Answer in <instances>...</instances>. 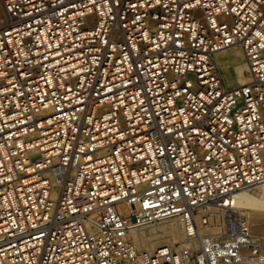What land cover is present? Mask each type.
I'll return each mask as SVG.
<instances>
[{"label":"built area","instance_id":"1","mask_svg":"<svg viewBox=\"0 0 264 264\" xmlns=\"http://www.w3.org/2000/svg\"><path fill=\"white\" fill-rule=\"evenodd\" d=\"M0 1V264H264V0Z\"/></svg>","mask_w":264,"mask_h":264},{"label":"bare ground","instance_id":"2","mask_svg":"<svg viewBox=\"0 0 264 264\" xmlns=\"http://www.w3.org/2000/svg\"><path fill=\"white\" fill-rule=\"evenodd\" d=\"M5 21L6 14L3 11V21L0 23V27L6 23ZM218 63L225 80L226 74H224V72L235 74V80L238 84L245 83L248 80L247 65L239 47L231 46L219 51ZM226 82L228 84H232V82L227 80ZM231 208L234 209L237 214H242L244 212L247 217L248 224L253 230L264 232L262 231L264 230V183L235 192L231 200ZM182 225L183 221L181 219L166 222L152 228L150 232H133L130 235V239L138 248H146L149 242L156 244L161 238H164L165 242L159 244L158 246L166 243L174 244V242L177 246H182L183 243L180 239L183 233ZM242 264L255 263L247 261Z\"/></svg>","mask_w":264,"mask_h":264},{"label":"rangeland","instance_id":"3","mask_svg":"<svg viewBox=\"0 0 264 264\" xmlns=\"http://www.w3.org/2000/svg\"><path fill=\"white\" fill-rule=\"evenodd\" d=\"M4 13H5V12H4ZM2 21H3V11H2V8H1V4H0V23H1ZM224 74H226V80L229 81V82H232V84H230V85H237V84H238V82L235 80V74H233V73H228V72H224ZM242 214L245 215L244 212H243ZM245 216H246V215H245ZM251 229H252V228H251ZM252 230H253V229H252ZM253 231H255V232H260V231H258V230H253ZM262 231H264V230H262ZM148 232H150V231H148ZM260 233H264V232H260ZM158 241H159V242L156 243V244H152V242H149L148 245L146 246V248H147V249L155 248V247H157L159 244L165 242V241H164V238H161V239L158 240ZM141 248H144V247H141ZM255 264H258V263H255Z\"/></svg>","mask_w":264,"mask_h":264}]
</instances>
